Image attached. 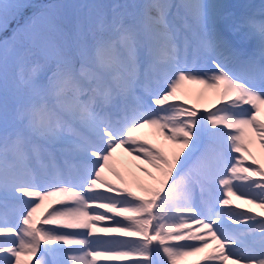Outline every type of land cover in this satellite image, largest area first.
Returning <instances> with one entry per match:
<instances>
[{
	"label": "snow or ice",
	"instance_id": "1",
	"mask_svg": "<svg viewBox=\"0 0 264 264\" xmlns=\"http://www.w3.org/2000/svg\"><path fill=\"white\" fill-rule=\"evenodd\" d=\"M225 7L0 0V264H264V0Z\"/></svg>",
	"mask_w": 264,
	"mask_h": 264
},
{
	"label": "rangeland",
	"instance_id": "2",
	"mask_svg": "<svg viewBox=\"0 0 264 264\" xmlns=\"http://www.w3.org/2000/svg\"><path fill=\"white\" fill-rule=\"evenodd\" d=\"M29 2H33L36 3V5H40V4H43L44 3V0H28ZM214 0H209V2H213ZM219 4H222V5H225L227 8L230 4V2H232V0H219ZM251 1L253 2L254 5H259L262 0H234V3L236 2V5L234 4V8L233 10L237 12V15H241L242 13H245L249 7L251 5ZM26 2V0H25ZM225 17H227L229 14H224ZM230 23L229 20L227 19H223L222 20V24L225 25V27L227 26V24ZM182 89L185 91L186 90V87L182 85ZM141 131H143L141 134H139V136H141L142 139H148L150 141H156V142H159L160 141V138L158 136V134L155 132L154 129H150V128H145V129H142ZM121 151V150H120ZM260 149H259V144L257 143L255 145V147L253 148V152L254 154H256L258 157H260ZM121 153H123L121 151ZM117 159L118 160H123L126 162L127 164V168L128 170L132 171L135 173L136 177L141 180V181H147V177L142 174V173H139V172H136L135 170V165L138 163L137 161L133 160L132 157L130 156H127L126 153H123V154H117L116 155ZM123 171V169H121ZM149 171H152V169H149ZM238 201V199H237ZM43 207L41 209H38L37 210V213H36V216L39 217L40 214L43 212ZM258 211H261L259 209H257V212ZM195 227V226H193ZM22 259H27V257H22ZM191 259V258H189ZM98 264H110V262H107V261H98Z\"/></svg>",
	"mask_w": 264,
	"mask_h": 264
},
{
	"label": "bare ground",
	"instance_id": "3",
	"mask_svg": "<svg viewBox=\"0 0 264 264\" xmlns=\"http://www.w3.org/2000/svg\"><path fill=\"white\" fill-rule=\"evenodd\" d=\"M214 3H217L213 1ZM186 84V95L182 97V99H186L188 105L195 106L196 108H201L204 110L205 108H211L213 104L217 103V97L213 90L205 89L203 85L185 83ZM141 133L143 131H140ZM137 133V135L141 133ZM116 154H123L120 150H117ZM257 156V155H256ZM258 157V156H257ZM259 158V157H258ZM110 226L107 222H102L101 227ZM99 236H103L104 234L97 233Z\"/></svg>",
	"mask_w": 264,
	"mask_h": 264
},
{
	"label": "trees",
	"instance_id": "4",
	"mask_svg": "<svg viewBox=\"0 0 264 264\" xmlns=\"http://www.w3.org/2000/svg\"><path fill=\"white\" fill-rule=\"evenodd\" d=\"M26 3H28V4H32L33 2H29L28 0H26ZM27 14V13H26ZM21 23L23 22V20L21 19V21H20Z\"/></svg>",
	"mask_w": 264,
	"mask_h": 264
}]
</instances>
